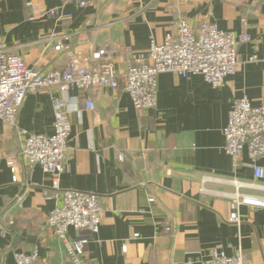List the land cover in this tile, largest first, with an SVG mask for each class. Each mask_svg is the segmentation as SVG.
<instances>
[{"label":"crops","instance_id":"0c3cea01","mask_svg":"<svg viewBox=\"0 0 264 264\" xmlns=\"http://www.w3.org/2000/svg\"><path fill=\"white\" fill-rule=\"evenodd\" d=\"M53 7L71 18L42 15ZM180 17L249 35L238 48L242 69L223 86L161 73L157 105L148 110L135 108L123 82L69 91L70 159L61 186L94 191L105 207L97 233L68 231L71 239L87 235L86 264H203L216 246L229 255L242 250L245 264H264V208L233 199L237 192L264 197V178L246 148L234 165L224 134L239 97L255 106L264 100V0H0V47L41 71L68 64L67 53L54 49L68 37L83 64L109 61L123 74L129 51L146 54ZM99 50L106 53L95 57ZM63 95L30 92L16 124L0 119V264H17V253L33 250V264H73L48 224L49 176L21 154V130L52 134ZM255 164L264 167V156Z\"/></svg>","mask_w":264,"mask_h":264},{"label":"built area","instance_id":"2783aa9c","mask_svg":"<svg viewBox=\"0 0 264 264\" xmlns=\"http://www.w3.org/2000/svg\"><path fill=\"white\" fill-rule=\"evenodd\" d=\"M42 15L57 18H71L63 14L59 7L42 12ZM244 24L247 25L246 20ZM247 33L236 36L233 31L221 29L215 22L205 20L196 27L188 19L180 17L163 42L152 39L146 54L129 51L127 70L118 74L112 62L104 61L97 66L81 62L80 53L74 51L69 38H63L54 46L55 50L65 51L69 62L64 68L35 70L27 65L24 58L13 50L0 47V119L16 124L18 112L30 92L41 89H57L64 95L55 103L54 131L52 134L21 130L23 145L21 154L30 165H39L48 174L50 184L44 188L47 197L54 201L48 216V224L65 244L73 264H86L84 254L88 242L87 235L71 239L70 228L77 232L97 233L105 213L101 197L94 191L64 189L61 177L70 159L69 136L70 119L65 110L66 101L70 100L69 91L73 88L89 90L103 87L116 89L120 82L132 98L137 110L154 109L159 94V75L165 72L187 77L201 75L214 87L225 84L226 78L236 75L242 69L238 57L241 43L249 41ZM106 50L94 53L101 57ZM256 59L253 56L251 60ZM86 106L94 109V103L86 100ZM226 152L237 166L244 149L248 150L253 161L255 175L264 178V167L255 164L264 156V100L260 105H253L247 95L239 97L230 112L224 129ZM12 172L16 167L9 162ZM17 181V175H13ZM237 204H247L264 208V197L236 193L233 197ZM150 201H154L151 197ZM238 219H235L237 221ZM138 236V234H135ZM128 244L123 245L126 252ZM39 253L16 254L17 264H33ZM247 255L238 250L227 254L221 246L210 249L203 264H245Z\"/></svg>","mask_w":264,"mask_h":264}]
</instances>
